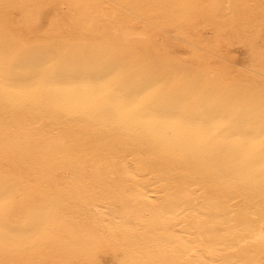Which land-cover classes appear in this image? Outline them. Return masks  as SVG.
Instances as JSON below:
<instances>
[{"label":"bare ground","instance_id":"6f19581e","mask_svg":"<svg viewBox=\"0 0 264 264\" xmlns=\"http://www.w3.org/2000/svg\"><path fill=\"white\" fill-rule=\"evenodd\" d=\"M154 1L158 2L154 7L160 27L173 23L189 36L188 28L192 23L198 22L206 27L205 21L210 16L215 23L223 19L225 23L242 22L245 25L248 18L245 13L255 4L254 0ZM241 4L243 11L239 10ZM89 13L80 21L85 29L91 25V21H87ZM97 14L107 24L108 35L104 38L110 37L117 46L125 48V67L129 71L179 75L206 92L214 102L242 103L264 95L262 68L239 66L224 56H219V65L207 59L198 67L192 66L171 56L159 35L140 31L128 21L121 22L115 17L113 20L104 11ZM53 16L59 22L67 21L66 16H60L56 11ZM76 17L80 19L82 15L76 14ZM7 18L5 16V20ZM1 20L0 52L7 48L42 58L44 54L55 51L39 44L34 33V40L30 38L36 42L31 44L25 35L30 29L33 31L32 28H25L23 34L24 30L18 27L16 33L11 27L15 21L9 19L5 24ZM217 24L215 28H218ZM244 25L239 26L245 31ZM194 42L204 44L197 38ZM65 54L73 61L118 65L117 59L109 55L110 59L105 57L107 55L99 57L95 53L80 51ZM255 55L263 59L264 51ZM24 68L22 63L21 69ZM65 173L70 176L67 183ZM5 177L19 179L31 196L54 204L58 210L57 220L62 211L73 208L68 201L72 195L76 199L75 204L84 201L91 205L92 216L89 219L98 225L128 224L117 215L114 203L121 205L123 213L142 210L169 213L172 221L183 213L182 216L192 214L195 224L191 226L194 229L200 221L211 232L227 227L226 234L219 238L218 245L222 249L216 246L211 251L224 256L220 261L213 262L209 252L200 248L203 239L185 227L182 231H179L181 228L169 230V235L167 230L159 235L160 238L151 240L157 247H172L174 252L177 249L181 251L184 246L187 250L185 256L190 255L199 264H234L232 251L241 244L249 245L254 250L247 264H264V260L258 259L264 255V248H261L264 247V182L259 176L246 178L241 168L231 166L230 162L214 157L209 150L188 142L182 132L114 119L108 108L87 89L48 92L27 100L0 91V179ZM165 182V189H159ZM198 199L201 203L196 206ZM166 200H169V212L162 207ZM73 206L78 212V205ZM126 227L131 228L130 225ZM4 252L1 253V262L6 259Z\"/></svg>","mask_w":264,"mask_h":264},{"label":"rangeland","instance_id":"374dc122","mask_svg":"<svg viewBox=\"0 0 264 264\" xmlns=\"http://www.w3.org/2000/svg\"><path fill=\"white\" fill-rule=\"evenodd\" d=\"M254 2L255 4L245 13L248 15L245 21L246 26L242 22L229 24L227 21L225 23L223 19L216 18L217 24L210 16L205 21L206 27L198 22L190 25L188 33L191 36L184 35L173 23L160 27L157 21V9L154 7L158 2L155 3L154 0H0V19H4L1 22L5 24H7L5 21L9 19L15 21L14 28L11 27L16 33L15 30L19 28L24 30L21 33L26 32L25 28H27L26 30L32 28L33 31L29 30L31 33L28 31L31 35L27 33L28 35L25 37L30 38L31 36L33 39L32 36L35 34L37 37L35 39L39 44L46 45L56 52L80 51L95 53L99 57L112 56L117 59L118 65L125 66V48L117 46L110 37L104 38L108 35L107 24L97 14L99 11H104V14L113 20L115 17L121 22L122 20L128 21L140 31L159 35L171 56L192 66L198 67L207 59H211L219 65V56H224L225 59L239 66L249 69H253L255 66L262 68L261 73L264 75V58L258 59L255 55L257 52L264 51V0H254ZM242 9L243 5L241 4L239 10L243 11ZM54 11L58 12L60 16H66L67 21L63 20V23L60 20L63 23L61 24L59 20H55ZM87 13L90 16L87 21H91V25L85 29L80 21ZM76 14H81L82 17L78 19ZM5 16L8 17L6 20ZM30 20L36 22L31 23ZM109 24L111 25V21ZM215 24L218 25H216L218 28H215ZM240 24L244 25L245 31L242 30L243 27L239 26ZM31 38L29 41L34 44L36 41ZM196 38L201 39L204 44L195 43L194 39ZM255 71L257 72V70ZM64 176L65 183H67L70 179L69 173H65ZM166 183H161L159 189L164 190ZM82 196L88 197V194L85 193ZM68 201L74 209H66L64 213L61 212L62 215H58L59 218H57L58 220L61 218L62 223L55 219L57 221L54 220L55 225L53 221L46 230L37 235L28 232L9 235L0 231L2 240H0V256L2 251H5L3 254L5 255L4 259L6 258V261L1 262L3 259L1 256L0 264H199L190 255L185 256L187 254L186 247L182 246V252L180 249L179 252L178 249L174 252L171 250L172 247H157L151 240L156 237L160 238V234H164L167 230L169 235V230H179L180 228L179 231L185 230V228L187 231L193 230L195 235L197 234L203 239L200 248L209 252V257L213 262L224 258L222 254L211 251L214 247L219 246V238L226 234L227 227H219L211 232L205 227L203 221H200L194 229L191 226L195 224L191 218L192 214L186 213V216H182L183 213L177 217V220L172 221L169 213L160 214L146 210L138 213H123L120 211L121 205L114 203L117 215L131 228L120 224L105 226L90 221L92 210L89 207L91 205L88 206L84 201V204L78 201L76 203L80 211L78 214L79 211L76 212V208L73 206L76 205L74 196L72 195ZM163 203L164 211L169 212L167 210L170 207L169 200ZM200 203L201 200L198 199L196 206ZM68 204L67 206H69ZM82 206L84 208H81ZM181 216L182 218H180ZM167 217L168 220H166ZM200 217L197 216V218ZM65 221L68 225L64 224ZM17 223L21 229L27 227L26 218H21ZM56 226H59V230ZM178 247L181 246L178 245ZM218 248L222 249V246ZM252 250L254 247L241 244L232 251L233 263L247 264L251 260ZM179 253L181 254L178 255ZM260 257L258 258L260 261L264 260V255L263 258Z\"/></svg>","mask_w":264,"mask_h":264},{"label":"snow or ice","instance_id":"6c2138e0","mask_svg":"<svg viewBox=\"0 0 264 264\" xmlns=\"http://www.w3.org/2000/svg\"><path fill=\"white\" fill-rule=\"evenodd\" d=\"M82 88L93 92L114 119L182 132L188 142L241 168L246 178L259 176L264 182V95L242 103H220L179 75L73 61L63 51L42 58L7 48L0 52L4 93L27 100ZM57 211L54 204L31 196L19 179H0V231L5 234L37 235L56 219ZM21 218L27 220L24 229L17 223Z\"/></svg>","mask_w":264,"mask_h":264}]
</instances>
